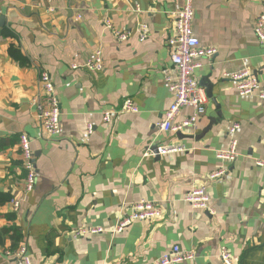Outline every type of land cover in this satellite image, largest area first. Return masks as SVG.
Listing matches in <instances>:
<instances>
[{
	"label": "crops",
	"instance_id": "1",
	"mask_svg": "<svg viewBox=\"0 0 264 264\" xmlns=\"http://www.w3.org/2000/svg\"><path fill=\"white\" fill-rule=\"evenodd\" d=\"M182 4L0 0V264H19L5 251L20 242L32 264H147L175 244L195 253L175 264H221V247L233 264H264V166L256 164L264 162V99L238 95L223 76L247 68L264 86V44L253 32L260 0H193L194 34L202 46L216 49L195 69L208 101L193 127L162 133L156 124L173 99L165 82L171 71L166 39ZM141 23L149 28L144 41L138 40ZM112 29L128 32V39L116 40ZM97 49L102 70L80 66ZM40 71L49 74L58 97L59 137L40 135L34 103ZM127 98L137 113L102 120L103 111L119 109ZM191 112L183 107L177 120ZM233 123L239 124L238 154L222 161L215 152L227 147ZM23 133L36 166L26 195L18 145ZM164 144L184 150L145 155ZM220 168L226 174L209 179ZM200 185L209 195L208 211L184 200ZM15 196L22 199L16 212L10 204ZM140 200L158 204L161 218L111 233ZM11 227L21 233L19 240L5 231ZM91 227L104 231L74 236Z\"/></svg>",
	"mask_w": 264,
	"mask_h": 264
},
{
	"label": "built area",
	"instance_id": "2",
	"mask_svg": "<svg viewBox=\"0 0 264 264\" xmlns=\"http://www.w3.org/2000/svg\"><path fill=\"white\" fill-rule=\"evenodd\" d=\"M4 3H10L12 0H2ZM260 12L253 23V32L260 44H264V0H260ZM135 10L139 11L135 6ZM174 34L166 39V45L170 49L171 71L165 75V82L168 90L172 93V101L163 113L160 122L156 124L159 132L176 133L186 128L193 127L198 119L204 115L207 96L204 88L198 83L195 76V69L200 66L198 60L201 58H212L216 49L214 47L202 46L199 39L195 36L192 21L194 17L193 0H183L182 6L174 13ZM81 15L77 14L79 20ZM106 23V27H109ZM116 40L125 41L128 39V32L112 29ZM149 34V28L141 23L138 27V40L144 41ZM90 71H100L103 68L102 54L99 49L95 50L93 55L82 65ZM79 67L72 65L75 69ZM223 76L235 84L238 95L255 96L258 99H264V86L259 85L256 76L247 68H242L236 72H224ZM37 83L39 92L34 99L36 105V116L38 119L40 135L43 137H52L61 135L60 125V107L58 97L55 93L54 85L46 71H40ZM183 107H190L192 112L189 116L177 120V117ZM138 108L130 98L125 99L119 109H110L102 112V120L106 123L111 121L114 115L121 113H137ZM239 128L238 123H233L228 127L229 135L228 145L224 149L217 150L216 157L222 161L232 162L237 157V139L235 136ZM93 131L92 124L86 125V133L89 135ZM20 148L22 168L25 171L23 181V194L31 192L36 182V166L34 154L31 150V139L26 134H20L18 137ZM157 155H168L183 151V147L177 144H164L156 147ZM148 149L145 155H155ZM258 166H264L261 160L256 161ZM226 174L224 168L217 169L209 175V179L222 177ZM184 200L194 209L208 211L209 195L205 186L192 187L184 196ZM22 199L15 196L10 199V204L14 212L20 208ZM131 212L121 215L111 230V233H122L134 222H155L162 216L161 207L153 201L140 200L131 204ZM102 227H91L90 229L80 230L74 233V236L82 234L102 233ZM5 255L12 257L19 264H32L27 253L25 244L19 243L15 249L5 251ZM195 257L193 251L182 250L178 245H172L163 252L160 257L147 264H175L184 261H191ZM218 258L221 264H233L231 253L221 247Z\"/></svg>",
	"mask_w": 264,
	"mask_h": 264
},
{
	"label": "trees",
	"instance_id": "3",
	"mask_svg": "<svg viewBox=\"0 0 264 264\" xmlns=\"http://www.w3.org/2000/svg\"><path fill=\"white\" fill-rule=\"evenodd\" d=\"M12 230V231H10ZM5 231L10 232L11 233V238L13 241H17L19 240L21 233L19 232V230L15 227V228H8V230L6 229Z\"/></svg>",
	"mask_w": 264,
	"mask_h": 264
},
{
	"label": "bare ground",
	"instance_id": "4",
	"mask_svg": "<svg viewBox=\"0 0 264 264\" xmlns=\"http://www.w3.org/2000/svg\"><path fill=\"white\" fill-rule=\"evenodd\" d=\"M152 152L155 154L157 152V149L155 151L152 150ZM156 156H158L157 154H155Z\"/></svg>",
	"mask_w": 264,
	"mask_h": 264
},
{
	"label": "water",
	"instance_id": "5",
	"mask_svg": "<svg viewBox=\"0 0 264 264\" xmlns=\"http://www.w3.org/2000/svg\"><path fill=\"white\" fill-rule=\"evenodd\" d=\"M156 150V149H155Z\"/></svg>",
	"mask_w": 264,
	"mask_h": 264
}]
</instances>
